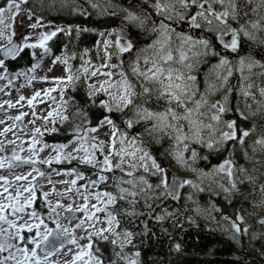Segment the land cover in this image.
Wrapping results in <instances>:
<instances>
[{"label": "snow or ice", "instance_id": "1", "mask_svg": "<svg viewBox=\"0 0 264 264\" xmlns=\"http://www.w3.org/2000/svg\"><path fill=\"white\" fill-rule=\"evenodd\" d=\"M28 3L29 0H5L6 6H0V40L7 41V44L0 48V52H3L6 58L15 60L26 49L40 48L44 53H48L47 42L56 37L58 32L65 31L57 27L51 32H41L35 43L28 42L31 39L29 35L20 34L19 42H14L13 36L17 33L12 31L11 22L22 12L27 13L28 20L34 15L31 9L22 7ZM87 3L96 10L97 15L118 16L119 12H123L121 27L118 31L113 29L108 32L109 37H116L115 40H103V63L91 65L90 61H85L77 70L80 75H76L68 65L67 59L63 60V63L68 65L67 76L55 81L60 87L61 103L43 119L46 123L50 118L56 117L62 124L69 121L71 117L65 112L70 102L63 100L65 89H75L81 76L85 80L103 76L106 79L86 85V104L102 110L98 121L95 126L86 129H82L80 125L70 128L72 138L69 143L77 145L72 152H65L68 144H60L54 147L56 156L39 161L33 157L43 151V147L38 149L36 145L41 143L37 135L42 137L44 133L37 127L27 149L32 156L22 158L14 150L10 159L33 165L37 162L51 165L53 162L77 161L93 169L92 175L96 179L89 177L87 184L77 188V180L85 179L84 174L76 169L64 173L74 176L75 179L60 181L69 185L64 192H57L55 188L52 192L64 199H72V204H64L59 200L53 203L48 200L52 193L43 192L49 217L56 225L55 230L50 229L35 210L31 211L29 216L38 221L36 223L25 220L24 223L18 224L9 220L4 214L7 209L11 208L12 214L24 213L26 208L32 207L38 197L36 186L31 181L27 186L18 187L15 195L8 193V187L5 186L4 191L0 192V197L8 202H0V264H48L49 259L59 255L67 244H73L78 249L71 264H140L139 251H126L129 245L135 247L133 238L136 233L123 228V220L141 215L136 211L140 201L151 208L149 201L160 198L161 192L158 190L173 198H176L179 189L185 186L204 191L190 179L169 181L167 168L150 150L151 145L160 143L162 138L169 141V147L162 155L171 156L176 164L197 172L202 180L216 184L226 194V198L240 191L238 184L248 182L255 185V176L249 174L243 165H237L234 153L239 146L245 159L250 162L254 161L256 153L264 155V125H259V136L251 139L249 143L258 126L253 122L251 127H241L239 123L256 116L264 120V87H258L253 79H264V61L256 59L251 53L243 52L244 45L248 43H253L264 51V0H243V5L249 9L247 11L242 8L241 0H143V4L148 5L151 12L143 8L139 12L123 8L112 0H87ZM153 13L156 18H153ZM80 14L88 13L81 9ZM41 26L39 18L28 24L33 30ZM130 27L141 32L155 33L156 38L151 43L137 48L128 35ZM99 35L105 34L101 32ZM226 36L229 37L228 40H225ZM126 53L130 54L127 61L121 59ZM113 57L120 60V63H113ZM209 58L217 62L211 64L204 73V86L201 91L196 73L202 64L209 63ZM125 63L131 69L132 75L143 83H136L129 77L124 70ZM4 67V60L0 59V68ZM35 67H39V63L29 71H34ZM112 69L120 70L114 72ZM255 69L261 71H254ZM234 74H238V85L230 82ZM3 78L0 76V79ZM253 89L258 91L259 100L253 94ZM234 90L238 99L235 109L229 106ZM55 91L56 87L44 90V95L49 96L54 103L56 98L50 94ZM218 93L222 94L221 98L213 100L212 97ZM40 95V92H36L27 101L28 105L32 106L33 101ZM24 99L23 96L19 98ZM253 104L256 105L255 108ZM2 107L3 105H0V108ZM9 107L14 105L9 104ZM233 110L238 113L239 119H225L224 115ZM115 114L120 115L122 129L114 119ZM27 115L28 113H21L13 119L21 121ZM71 115L83 116L86 120L88 118V112L83 108H78ZM30 123H35V120ZM105 126L110 133H106L107 140H100L96 136L89 137L88 133H96ZM13 127L14 125L4 128L0 135L12 131ZM45 131L52 133L58 129L46 128ZM192 145H199L209 153L217 155L227 151V155L222 162L205 172L193 165L198 160H207L208 156H201ZM248 147L251 148L252 155H249ZM20 151L24 149L21 148ZM73 153L83 155L77 156ZM7 160L8 158H0V168L5 167ZM7 166L13 167L11 163ZM32 171L41 177L45 176V173L37 168ZM31 174L29 172L27 175H17L15 179L27 180ZM144 174L154 177L155 182H150ZM0 180H3L5 185L10 183L4 177H0ZM220 181H226L227 186ZM49 183H52L50 178ZM101 185L112 186L115 191H93ZM259 191L261 200L254 207L264 208V184L260 185ZM71 192H75L83 203L77 204L73 197H69L67 193ZM5 193L8 195L5 196ZM24 193L28 195L24 196ZM188 198L191 199L190 196ZM93 200L96 202L92 203ZM58 209L72 213V219L78 220L74 228L84 229L87 234L79 239L87 240L86 244L81 245L73 231L62 227ZM78 212L83 213V217H77L75 214ZM98 213L103 216L97 215ZM163 218L156 217L157 220ZM224 219L230 218L225 216ZM236 221L243 223V217L237 214ZM236 221L231 222V227L236 234L234 238L238 239L239 234L246 235L248 229H241ZM259 223L264 225V219H260ZM5 224L6 228L3 227ZM97 224L101 226L97 227ZM41 227L43 231H40ZM33 229L36 231L31 239L21 235L25 231L32 233ZM101 244L109 246L110 255H105ZM27 245L34 247L29 248ZM176 247L179 249L180 246ZM38 250L43 253L42 257ZM4 253L7 255H3Z\"/></svg>", "mask_w": 264, "mask_h": 264}, {"label": "trees", "instance_id": "2", "mask_svg": "<svg viewBox=\"0 0 264 264\" xmlns=\"http://www.w3.org/2000/svg\"><path fill=\"white\" fill-rule=\"evenodd\" d=\"M51 1L45 0L42 7L29 0V3L23 5V8L31 9L34 12V16L41 19V22L53 23L65 29V31L58 32L57 36L53 37L47 45L53 56L63 57L67 55L69 64H72V70L76 69L78 65H82V57L85 53L94 56L95 46L101 38L99 33L113 29L118 31L121 27L123 12H119L118 16H101L97 15L96 10L92 9L87 0L88 8H86L87 6L82 0H80L81 2L77 0L76 7H64L63 9L52 5H58L59 1L53 0V3ZM112 2L137 12L141 11L142 8L148 7V5L143 4V0H112ZM241 5L244 11L249 10L247 6L243 5V0H241ZM0 6H6L5 0H0ZM81 9L88 14L81 15ZM241 16H243V11ZM150 24L151 21H149ZM83 29H88V31ZM128 35L135 42L137 48L151 43L156 38L155 33L141 32L131 27L128 29ZM243 52L245 54L251 53L256 59L264 61V51L253 43L245 44ZM127 57V54H124L121 59L127 61ZM216 62L215 59L209 58V63L202 64L200 70L196 73L201 91L204 86V73L211 64ZM31 63V51L26 49L21 58L14 61L9 71L16 72L18 69L30 66ZM124 70H128V68ZM254 71L259 72L261 70L255 69ZM253 79L258 87H264V79L256 77H253ZM230 82L233 85H238V74H234ZM86 85L87 82L83 78L76 82L75 89L68 87L65 90L63 94L64 100L70 102L66 115H70L71 118L63 124L57 123L56 128L58 131L45 133L43 141L46 144H69V140L72 138L70 128L80 125L82 129H86L96 125L102 110L86 104ZM253 94L256 95L257 100L260 99L256 89H253ZM221 95L218 93L217 96L213 97V100L220 99ZM237 102L238 99L234 90L230 97L229 106L235 109ZM249 103H252V101H249ZM255 107L256 105L253 104V108ZM78 108H83L88 112L87 120L83 116L71 115ZM245 114H248L247 111ZM224 118L239 119L238 113L234 110L226 113ZM114 119L122 129L123 124L120 115L115 114ZM253 122L258 127L256 133L250 138L249 143L251 139L259 136V125H264V120L256 116L247 121H239L241 127H251ZM168 147L169 141L167 138H162L160 143H153L150 150L166 168H172L174 167L172 157L162 155ZM192 147L201 156H208L207 160H198L195 163L203 171L211 170L213 165L222 162L224 156L227 155V151L222 155H217L209 153L206 148H201L199 145H192ZM247 150L249 155H252L251 148L248 147ZM234 158L237 165H243L249 174L255 176V185H251L248 182L238 184L240 191L233 193L230 198H226V194L209 180L204 183L198 182V185L204 191L192 190L189 189V186H185L183 195L178 200H174L170 195H163L162 190H158L161 192L160 198L155 201H149L152 204L151 208H148L143 201H140L136 206V211L141 213V215L134 219L125 218L123 220L122 227L136 233L133 238L135 247L129 245L126 251L130 253L139 251L140 264H264V225L259 223L260 219H264V208L254 207L261 200L259 187L264 184V155L256 153L254 161L250 162L245 159L243 152L237 146ZM71 162L64 165H53L51 170L71 171L76 169L84 174L87 181L89 177L96 179L92 175L93 169L79 164L77 161ZM186 174V172L183 173V176L188 177ZM144 175L150 182H155L154 177H148L147 174ZM220 182L227 186L226 181ZM99 189L115 191L112 186L105 187L101 185ZM37 195L35 207H39L40 202L44 203L42 196L39 193ZM189 196L191 199L188 198ZM237 214L243 217V223L236 221ZM158 216L164 218L157 220L156 217ZM225 216L230 219L225 220ZM232 221H236L241 229L246 227L248 233L246 235L241 233L239 238L235 239L234 236L236 234L231 227ZM176 245L180 246L179 249H177ZM101 247L106 256L110 255L108 245L101 244Z\"/></svg>", "mask_w": 264, "mask_h": 264}, {"label": "rangeland", "instance_id": "3", "mask_svg": "<svg viewBox=\"0 0 264 264\" xmlns=\"http://www.w3.org/2000/svg\"><path fill=\"white\" fill-rule=\"evenodd\" d=\"M37 5L44 6L43 2L45 0H32ZM59 1V6L52 4L53 6L60 7V8H73L77 6V0L73 2V0H57ZM80 1V0H79ZM86 8H88V5L86 4V0H82ZM53 3V0L51 1ZM81 2V1H80ZM24 7V6H22ZM147 9L149 12H151V9L149 7L143 8ZM153 18H156L153 13ZM38 19V17L34 16L31 20H28L27 13L22 12L15 21H12V31H15L17 35L13 36V41L20 40V34L29 35L31 39H29V43H35L38 37V34L41 32H51L56 30L57 27L63 28L56 24H47L41 22L42 26L38 27L37 29L33 30L28 27L29 23H33ZM41 21V19H40ZM7 22V21H6ZM109 31L104 32V36H101L99 41L96 44L95 54L94 56H91L90 54L85 53L82 57V65L85 61H90L91 65L103 63V48H102V42L104 39H112L115 40V36H108ZM229 37H225V40H228ZM49 42V41H48ZM47 42V44H48ZM147 42V41H146ZM7 44L6 40H0V48H3ZM31 51L32 54V63L30 66H26L23 69H18L16 72H10L9 69H7V66L4 68H0V76L4 77L3 79H0V105H3L2 108H0V121H4V123H0V131H2L4 128L13 126L12 131L6 133L5 135H0V158H8L6 161L5 167L0 168V177L6 178L10 183L8 185L4 184L3 180H0V192L4 191V187H8V193H12L15 195V191L18 187L21 185L27 186L29 181L32 182L36 186L37 194L39 193L43 198V192H51L52 194L48 196V200L55 203L56 201H60L64 204H72V199H64L60 196H57L55 192H52V189L55 188L57 192H64V190L69 187V185L61 183L60 181L64 180H72L75 179L74 176H68L64 173L68 171H53L51 170L53 165H64V164H70L72 162L62 161L61 163H55L53 162L51 165L48 164H42L37 162L35 165L31 163H21L18 161L11 160L10 158L13 155V151L15 150L22 158L30 157L32 156V153L27 151V149L30 147V141L32 134L34 132V129L39 127L41 129V132L49 133L45 131L46 128H56V124L60 123L59 118H50L47 123L43 119L47 116L48 112L55 109L59 103H61V92L60 87L56 84V80L58 78H66L67 71L66 68L68 65L71 66L72 64L68 65L63 63V60L67 59V55L63 57H55L52 55V53L49 51L48 53H44L43 49L37 48V49H27ZM113 49H109V51H112ZM35 53V55H33ZM39 53V56H38ZM127 54V53H126ZM125 54V55H126ZM127 58H129L130 54H127ZM1 59V56H0ZM113 63L119 64L120 61L116 59V57H113L112 59ZM39 63V67H35L34 71H29V69H32L35 65ZM82 65H78L76 69H73V73L76 75H80V73L77 71L81 68ZM90 65V67H91ZM127 63H125L124 69H127ZM105 71H108V69H104ZM120 69H112L114 72H118ZM129 70V71H128ZM128 70H125L126 73L131 77V79L136 83H143V81L137 80L135 76L132 75L131 69L128 68ZM131 76H130V74ZM84 77L81 76V79ZM119 77H114V79H118ZM106 77L98 76L93 77L90 79H87V84L96 83L97 80H104ZM53 87L57 88V91L52 92L50 94L51 97L56 98V102L54 103L53 100L49 96L44 95V90L51 89ZM67 89V88H66ZM65 89V90H66ZM40 92L41 95L38 97L35 101H33V105H28V100L31 99V97L36 93ZM65 93V91H64ZM218 95V94H217ZM216 95V96H217ZM23 96L25 97L24 100H19V98ZM213 99V97H212ZM64 100V97H63ZM19 101V103H17ZM9 104L14 105V107H9ZM63 110V109H62ZM21 113H28L27 116H24L23 120L16 121L13 118L20 115ZM35 113V115H33ZM66 114V112H65ZM39 117V118H37ZM53 119L55 120V123H53ZM35 120V123H30V121ZM106 133H109V129L107 126L102 127L98 132L96 133H88L89 137L96 136L100 140H107L108 136ZM110 134V133H109ZM37 135V139L41 141L40 144L36 145V148L43 147V151L39 152L36 156L33 157V159H36L37 161L47 159L50 157H54L57 155V153L54 151V147L57 145H51L46 144V142L43 141V137ZM11 141H15V143H12ZM69 146L65 149V152H72L73 148L76 147V144H68ZM119 147V145H117ZM23 148L24 151H20V149ZM107 151V149H105ZM74 155L80 156L83 155V153H73ZM186 157L188 154H185ZM8 163H11L13 167L9 168L7 166ZM174 167L167 168L169 173V180L171 174H181L187 173L185 179H190L194 183L198 184L207 182L208 180H202L197 172L190 171L184 167H181L180 165L176 164L174 161ZM195 168H198L196 164L193 165ZM33 168L39 169L41 172L45 173V176L41 177L37 174V172L32 171ZM199 169V168H198ZM205 171V170H204ZM210 170H207L205 172H208ZM256 171V170H255ZM29 172L32 174L28 176L27 180H20L17 181L15 177L17 175H27ZM60 173L59 175L57 174ZM117 174V173H116ZM255 174V173H254ZM35 177V179H33ZM49 178L51 179L52 183H49ZM88 181L85 179L83 180H77L76 187L80 188L82 185L87 184ZM185 188V187H184ZM189 189H192L189 187ZM185 190V189H184ZM81 191H83V188H81ZM93 191H104L102 189H93ZM184 192V191H183ZM8 193H5V196L8 195ZM28 193H24V196H27ZM69 197H73L75 199V202L77 204H82L83 200L75 195V192L67 193ZM183 195V194H182ZM38 197V195H37ZM0 202L8 203L6 200H4L3 197H0ZM43 202H40L39 207H35L33 203L32 207L26 208L24 213H16L12 214L11 208L7 209L5 211V215L8 217L9 220L16 221L18 224L24 223L25 220H27L29 223H36L38 221H35L33 218L29 216V213L33 210L37 211V213L40 215L42 219H44L45 223L48 225L49 228L55 227L56 225L52 222V219L49 217L48 214V208L47 204L45 203L44 199ZM96 201L93 200L92 203H95ZM61 213L60 222L62 227H67L70 231H73V234L78 239V242L83 245L86 244L87 240H80L79 238L81 236H86V232L83 228H74V225L78 222V220L72 219L73 214L70 212H65L63 209H58ZM77 217H83V213H76ZM97 215L103 216L102 213H98ZM22 217V218H21ZM101 225L97 224V227H100ZM3 227H7V224L3 225ZM35 229H33L32 233H27L26 231L21 233V235H25L29 239H31L35 233ZM40 231H43V227H41ZM91 231V229H89ZM38 239V238H37ZM10 243H18V241H9ZM23 246V244H21ZM29 248L34 247V245H27ZM14 251V250H13ZM39 251V250H38ZM78 251L75 245L69 244L67 247L62 249L60 251V254L57 256H53L49 259L48 264H71V260L75 253ZM39 254V252H38ZM3 255H7V253H4ZM42 257V256H41ZM11 264V262H9Z\"/></svg>", "mask_w": 264, "mask_h": 264}, {"label": "water", "instance_id": "4", "mask_svg": "<svg viewBox=\"0 0 264 264\" xmlns=\"http://www.w3.org/2000/svg\"><path fill=\"white\" fill-rule=\"evenodd\" d=\"M15 42H18V40H16ZM1 58L5 61H8V60H10V59H12V58H10V57H5L4 56V54H3V52H1ZM170 180L169 181H172L173 179H185V177H183V175H179V174H171L170 175ZM183 191H184V187L183 188H180L179 189V191H178V193H177V196H176V198H173L174 200H178V199H180L181 198V196H182V194H183ZM51 229H53V230H55L56 228L55 227H52ZM68 245V244H67ZM67 245H65V247L67 246ZM39 255H43V253L42 252H39Z\"/></svg>", "mask_w": 264, "mask_h": 264}, {"label": "flooded vegetation", "instance_id": "5", "mask_svg": "<svg viewBox=\"0 0 264 264\" xmlns=\"http://www.w3.org/2000/svg\"><path fill=\"white\" fill-rule=\"evenodd\" d=\"M22 54H23V53H21V55L18 56L15 60H13V59H11V60H9V61H6V60H5L4 63H5V66H7V69L11 68V66H13L14 61H16L17 59H20L21 56H22ZM11 64H12V65H11Z\"/></svg>", "mask_w": 264, "mask_h": 264}]
</instances>
